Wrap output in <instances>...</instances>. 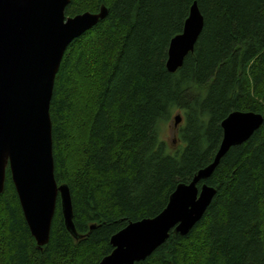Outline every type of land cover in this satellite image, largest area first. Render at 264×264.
Wrapping results in <instances>:
<instances>
[{
  "label": "trees",
  "instance_id": "1",
  "mask_svg": "<svg viewBox=\"0 0 264 264\" xmlns=\"http://www.w3.org/2000/svg\"><path fill=\"white\" fill-rule=\"evenodd\" d=\"M195 1L204 29L171 72L170 42ZM102 6L107 16L66 50L50 106L55 176L70 188L78 236L59 197L40 247L8 167L0 264H99L116 232L158 215L178 184L213 162L229 114L264 116V0H70L66 14ZM177 111L181 142L170 151L158 125ZM204 182L217 193L203 218L186 235L172 229L136 264H264V123Z\"/></svg>",
  "mask_w": 264,
  "mask_h": 264
},
{
  "label": "water",
  "instance_id": "2",
  "mask_svg": "<svg viewBox=\"0 0 264 264\" xmlns=\"http://www.w3.org/2000/svg\"><path fill=\"white\" fill-rule=\"evenodd\" d=\"M70 0H0V193L9 167L20 203L38 245L51 237L61 198L67 228L78 236L69 186L55 176L50 114L56 75L69 45L108 14L86 11L67 16ZM205 17L195 1L183 31L170 42L167 67L175 72L184 63L204 29ZM175 125L183 117L176 114ZM264 123L254 111H234L223 122V138L213 162L189 183H180L158 215L130 222L116 232L113 251L99 264H136L145 260L170 235H186L203 218L217 189L206 182L222 158L243 144Z\"/></svg>",
  "mask_w": 264,
  "mask_h": 264
},
{
  "label": "rangeland",
  "instance_id": "3",
  "mask_svg": "<svg viewBox=\"0 0 264 264\" xmlns=\"http://www.w3.org/2000/svg\"><path fill=\"white\" fill-rule=\"evenodd\" d=\"M176 114H181L184 120L183 113L180 111H177V112H174L172 119L170 121L163 124V126H165L167 129V133L165 135V138H163V140L167 142L168 148L170 149V151H176L179 148L180 142H181L180 139L178 138V134H179V129L183 125L184 121L182 120L179 126H176L175 120H174V117Z\"/></svg>",
  "mask_w": 264,
  "mask_h": 264
},
{
  "label": "clouds",
  "instance_id": "4",
  "mask_svg": "<svg viewBox=\"0 0 264 264\" xmlns=\"http://www.w3.org/2000/svg\"><path fill=\"white\" fill-rule=\"evenodd\" d=\"M158 129L160 130L161 132V138H165V135L167 133V129L165 126H163L162 124L158 125Z\"/></svg>",
  "mask_w": 264,
  "mask_h": 264
}]
</instances>
